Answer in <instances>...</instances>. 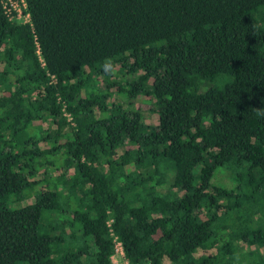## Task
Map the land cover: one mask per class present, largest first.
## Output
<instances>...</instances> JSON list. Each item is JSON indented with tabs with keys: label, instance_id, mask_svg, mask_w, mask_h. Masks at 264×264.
Masks as SVG:
<instances>
[{
	"label": "trees",
	"instance_id": "obj_1",
	"mask_svg": "<svg viewBox=\"0 0 264 264\" xmlns=\"http://www.w3.org/2000/svg\"><path fill=\"white\" fill-rule=\"evenodd\" d=\"M25 3L0 0V264H114V238L264 264V0Z\"/></svg>",
	"mask_w": 264,
	"mask_h": 264
},
{
	"label": "built area",
	"instance_id": "obj_2",
	"mask_svg": "<svg viewBox=\"0 0 264 264\" xmlns=\"http://www.w3.org/2000/svg\"><path fill=\"white\" fill-rule=\"evenodd\" d=\"M1 3L5 14L9 17L10 20L16 23L23 24L30 22L29 13L25 12V9L27 7L25 0H1ZM117 256H119L120 264H128V262L124 258V251L121 242L114 238V253L111 256L112 262Z\"/></svg>",
	"mask_w": 264,
	"mask_h": 264
},
{
	"label": "rangeland",
	"instance_id": "obj_3",
	"mask_svg": "<svg viewBox=\"0 0 264 264\" xmlns=\"http://www.w3.org/2000/svg\"><path fill=\"white\" fill-rule=\"evenodd\" d=\"M121 100H122V103L123 104H125L126 103V100L125 99H123V98H121ZM132 103H133V105H134V107L135 108H137V109H139L140 111H141V113H142V118H143V120L145 121V122H147V123H149V124H155L156 123V119H155V117H154V114H153V112H152V110L154 109L153 107H152V102H147V101H144V100H138V99H133V101H132ZM33 198L34 197H31L30 199H28V200H24V201H21L20 203H19V205H24V204H27V203H30V202H32V200H33ZM119 262H118V261ZM113 262L115 263V264H120V260H119V256H117L114 260H113Z\"/></svg>",
	"mask_w": 264,
	"mask_h": 264
},
{
	"label": "clouds",
	"instance_id": "obj_4",
	"mask_svg": "<svg viewBox=\"0 0 264 264\" xmlns=\"http://www.w3.org/2000/svg\"><path fill=\"white\" fill-rule=\"evenodd\" d=\"M108 66H109V64H108V62H106V67H108ZM257 114L261 115V116H264V109L257 110Z\"/></svg>",
	"mask_w": 264,
	"mask_h": 264
}]
</instances>
